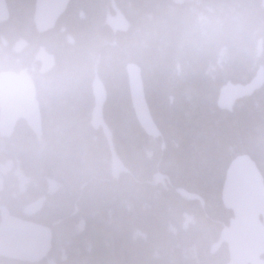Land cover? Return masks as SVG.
I'll use <instances>...</instances> for the list:
<instances>
[{
	"label": "trees",
	"instance_id": "1",
	"mask_svg": "<svg viewBox=\"0 0 264 264\" xmlns=\"http://www.w3.org/2000/svg\"><path fill=\"white\" fill-rule=\"evenodd\" d=\"M5 3L0 72L28 70L41 135L18 122L0 136V207L27 219L24 207L45 199L29 220L52 230V247L32 264H227L226 246L211 252L232 219L222 185L239 156L264 179V85L230 111L217 100L264 72L263 0H70L45 33L35 0ZM115 14L124 28L108 23ZM41 48L55 62L45 74ZM131 65L158 137L135 117ZM97 79L106 101L95 128Z\"/></svg>",
	"mask_w": 264,
	"mask_h": 264
},
{
	"label": "water",
	"instance_id": "2",
	"mask_svg": "<svg viewBox=\"0 0 264 264\" xmlns=\"http://www.w3.org/2000/svg\"><path fill=\"white\" fill-rule=\"evenodd\" d=\"M69 1L35 0L33 22L36 30L40 33L53 30ZM176 2L180 3L181 0ZM6 17L5 1L0 0V18L5 20ZM111 24L116 29L122 27L124 22ZM20 48L18 45L17 51ZM35 61L40 65L41 74L54 66V58L42 49L36 54ZM127 76L138 124L148 136L158 137L159 131L145 101L139 69L129 66ZM263 85L264 72L258 71L247 85L225 87L219 94L217 106L220 110L230 111L237 101L252 96ZM93 97V125L100 127L106 92L99 81L93 84ZM18 122H25L33 134L40 136L41 117L34 83L27 70L0 72V136L9 138ZM43 203L44 198H41L27 205L23 210L24 216L29 218L35 215ZM221 203L231 212L232 219L221 231L212 253L226 246L229 256L227 264H264V179L248 156H239L229 164L222 185ZM51 247L52 231L49 227L12 216L5 207H0V258L39 263L47 258Z\"/></svg>",
	"mask_w": 264,
	"mask_h": 264
},
{
	"label": "rangeland",
	"instance_id": "3",
	"mask_svg": "<svg viewBox=\"0 0 264 264\" xmlns=\"http://www.w3.org/2000/svg\"><path fill=\"white\" fill-rule=\"evenodd\" d=\"M110 20L118 21L120 20V16L115 14L114 16L110 17ZM113 167L115 170H118L119 165L114 162Z\"/></svg>",
	"mask_w": 264,
	"mask_h": 264
},
{
	"label": "bare ground",
	"instance_id": "4",
	"mask_svg": "<svg viewBox=\"0 0 264 264\" xmlns=\"http://www.w3.org/2000/svg\"><path fill=\"white\" fill-rule=\"evenodd\" d=\"M63 14H64V13H63ZM0 21H2V20L0 19ZM21 50H22V49H21ZM2 53H3V52H2ZM140 73H141V72H140ZM257 73H258V72H257ZM257 73H256V74H257ZM255 76H256V75H255ZM254 78H255V77H254ZM254 78H253V79H254ZM253 79H252V80H253ZM252 80H251V81H252ZM251 81H250V82H251ZM250 82H249V83H250ZM247 84H248V83H247ZM247 84H245V85H247ZM236 85H241V84H236ZM229 86H230V85H229ZM243 86H244V85H243ZM227 87H228V86H227ZM231 109H232V108H231ZM149 113H150V112H149ZM29 130H30V129H29ZM6 147H7V146H6ZM20 208H21V207H20ZM15 217H16V216H15ZM31 217H32V216H31ZM19 218H21V217H19ZM22 219H23V218H22ZM33 222H34V221H33ZM51 231H52V230H51ZM98 234H99V233H98ZM211 252H212V249H211ZM40 262H41V261H40ZM31 264H32V263H31Z\"/></svg>",
	"mask_w": 264,
	"mask_h": 264
}]
</instances>
